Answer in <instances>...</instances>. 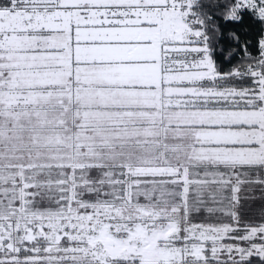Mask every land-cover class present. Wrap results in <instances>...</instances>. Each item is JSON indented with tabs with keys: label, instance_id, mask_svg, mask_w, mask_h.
<instances>
[{
	"label": "snow or ice",
	"instance_id": "6c2138e0",
	"mask_svg": "<svg viewBox=\"0 0 264 264\" xmlns=\"http://www.w3.org/2000/svg\"><path fill=\"white\" fill-rule=\"evenodd\" d=\"M0 264H264V0H0Z\"/></svg>",
	"mask_w": 264,
	"mask_h": 264
}]
</instances>
